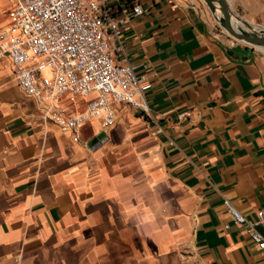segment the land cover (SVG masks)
<instances>
[{
  "label": "crops",
  "instance_id": "obj_1",
  "mask_svg": "<svg viewBox=\"0 0 264 264\" xmlns=\"http://www.w3.org/2000/svg\"><path fill=\"white\" fill-rule=\"evenodd\" d=\"M137 1L111 54L151 84L145 113L116 106L75 141L0 61V264H264L224 206L264 208V55L221 40L198 0ZM226 2L264 27V0Z\"/></svg>",
  "mask_w": 264,
  "mask_h": 264
},
{
  "label": "built area",
  "instance_id": "obj_2",
  "mask_svg": "<svg viewBox=\"0 0 264 264\" xmlns=\"http://www.w3.org/2000/svg\"><path fill=\"white\" fill-rule=\"evenodd\" d=\"M8 1L12 8L9 25L0 31V61L10 62L16 84L35 99L44 123L78 141L80 129L95 118L112 126L116 106L147 112L148 79L137 77L128 61L117 63L111 54V43H119L128 19L118 11L130 7V16L142 15L137 0ZM79 97H91L79 112L56 104L75 103ZM224 206L264 256V208L248 220L227 200Z\"/></svg>",
  "mask_w": 264,
  "mask_h": 264
},
{
  "label": "water",
  "instance_id": "obj_3",
  "mask_svg": "<svg viewBox=\"0 0 264 264\" xmlns=\"http://www.w3.org/2000/svg\"><path fill=\"white\" fill-rule=\"evenodd\" d=\"M208 9L214 13L218 10L220 13V17L218 18V24L221 28L228 33L236 41H244L246 42V46L252 48H259L264 50V31L261 30L259 34H249L242 31V29L235 30L231 23L229 7L226 0H202ZM216 19V17L214 16ZM258 26V25H257ZM260 28L261 27L259 26Z\"/></svg>",
  "mask_w": 264,
  "mask_h": 264
},
{
  "label": "rangeland",
  "instance_id": "obj_4",
  "mask_svg": "<svg viewBox=\"0 0 264 264\" xmlns=\"http://www.w3.org/2000/svg\"><path fill=\"white\" fill-rule=\"evenodd\" d=\"M198 4H199L201 10L203 11V14L205 15L208 23L210 24V26H211V28L213 30V33L215 35H217L225 43H229L231 41V39H233V38L231 36H229L228 33L226 31H224L221 28V26L218 24V22H219L218 18L217 17H216V19L214 18V16L217 15V14L214 13V15H213L212 12L208 9L206 4L202 0H198ZM237 42L245 45L244 43H242L240 41H237ZM255 49L257 51H259L261 54L264 55V50L263 49H259V48H255Z\"/></svg>",
  "mask_w": 264,
  "mask_h": 264
},
{
  "label": "bare ground",
  "instance_id": "obj_5",
  "mask_svg": "<svg viewBox=\"0 0 264 264\" xmlns=\"http://www.w3.org/2000/svg\"><path fill=\"white\" fill-rule=\"evenodd\" d=\"M215 13L218 15V16L215 15V17L219 18L220 17L219 11L217 10ZM229 14H230L231 23H232L233 28L235 30L240 28V29H242V31H244L245 33H249V34H252V33L253 34H259V32L261 30L264 31L263 28H253V27L249 26L244 21H242L241 19H239L235 15H233L230 11H229ZM240 42H242L246 45V42H244V41H240Z\"/></svg>",
  "mask_w": 264,
  "mask_h": 264
}]
</instances>
